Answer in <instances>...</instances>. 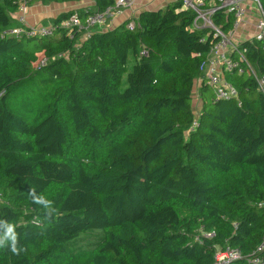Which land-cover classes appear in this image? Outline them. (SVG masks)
Masks as SVG:
<instances>
[{
	"label": "trees",
	"instance_id": "obj_1",
	"mask_svg": "<svg viewBox=\"0 0 264 264\" xmlns=\"http://www.w3.org/2000/svg\"><path fill=\"white\" fill-rule=\"evenodd\" d=\"M94 1L45 22L49 37L17 38L3 35L18 0H0V264H213L226 247L250 264L264 243V93L232 71L238 98L202 84L196 104L217 40L180 0L134 31L68 36L64 19L115 3ZM243 48L264 75V43Z\"/></svg>",
	"mask_w": 264,
	"mask_h": 264
},
{
	"label": "built area",
	"instance_id": "obj_2",
	"mask_svg": "<svg viewBox=\"0 0 264 264\" xmlns=\"http://www.w3.org/2000/svg\"><path fill=\"white\" fill-rule=\"evenodd\" d=\"M82 1V0H81ZM94 3V0H88ZM185 9H192L196 13L193 21L194 28H209L217 40L202 67V76L199 78L200 85H208L216 100L228 101L238 98L236 88L227 81L226 75L236 71L238 75L252 77L258 85V92L264 93V75H261L249 62L247 48L243 44L254 42L264 43V10L260 0H180ZM33 0H18V19L20 26L5 32L3 36L23 38L49 37L56 30L51 22L47 25H30L27 16ZM132 5V0H115L114 5L103 11H96L81 17L78 13L64 19L60 28L73 37L77 34L84 41L96 31H107L112 28L114 17ZM223 11L225 15L234 18L233 28L224 33L214 24V16ZM137 27L136 18L130 20L127 28L134 31ZM243 31L242 36L239 30ZM261 204L260 206H263ZM39 225V223H36ZM264 250V243L250 256V264H264L259 254ZM238 250L226 247L218 248L213 264H233L242 259Z\"/></svg>",
	"mask_w": 264,
	"mask_h": 264
},
{
	"label": "crops",
	"instance_id": "obj_3",
	"mask_svg": "<svg viewBox=\"0 0 264 264\" xmlns=\"http://www.w3.org/2000/svg\"><path fill=\"white\" fill-rule=\"evenodd\" d=\"M179 0H132V5L126 9H123L121 13L114 17L112 28H116L128 20L135 19L142 11L145 10H160L167 7L169 4L178 2ZM37 3V4H36ZM31 5L27 21L30 25L44 24L45 22L52 21L59 15L73 11L79 6V9H93L95 3L88 0L79 1L76 3L58 4L50 3L43 4L42 2H36ZM77 5V6H76ZM13 17L17 20L18 13H14ZM45 21V22H44ZM197 84L200 85L199 81ZM196 84V85H197ZM201 86V85H200Z\"/></svg>",
	"mask_w": 264,
	"mask_h": 264
},
{
	"label": "rangeland",
	"instance_id": "obj_4",
	"mask_svg": "<svg viewBox=\"0 0 264 264\" xmlns=\"http://www.w3.org/2000/svg\"><path fill=\"white\" fill-rule=\"evenodd\" d=\"M83 1V0H82ZM90 2V1H89ZM37 4V3H36ZM77 6V5H76ZM84 9H87L86 7L84 8ZM78 10H80L79 9V6L76 8V9H73V11H78ZM45 22V21H44ZM45 24V23H44ZM239 32H241V34L243 33V31H242V28H241V30H239ZM242 36L243 37H245L243 34H242ZM196 104L199 106L200 105V103H199V101H201L200 100V96H199V94H200V85L199 84H197L196 85ZM198 101V102H197ZM96 237H99V233H96V234H93V235H88V236H86L85 237V239L84 240H86L87 239V241H89V239H91L90 241H92L93 239H97Z\"/></svg>",
	"mask_w": 264,
	"mask_h": 264
}]
</instances>
